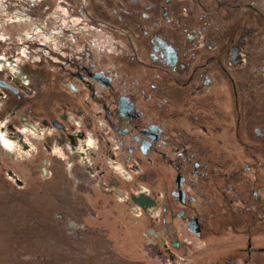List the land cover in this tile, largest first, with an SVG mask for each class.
Segmentation results:
<instances>
[{
  "label": "flooded vegetation",
  "instance_id": "1",
  "mask_svg": "<svg viewBox=\"0 0 264 264\" xmlns=\"http://www.w3.org/2000/svg\"><path fill=\"white\" fill-rule=\"evenodd\" d=\"M32 124L41 177H108L124 264H264V0H0V130Z\"/></svg>",
  "mask_w": 264,
  "mask_h": 264
},
{
  "label": "rangeland",
  "instance_id": "2",
  "mask_svg": "<svg viewBox=\"0 0 264 264\" xmlns=\"http://www.w3.org/2000/svg\"><path fill=\"white\" fill-rule=\"evenodd\" d=\"M31 143L39 152L36 159L27 160L33 163L31 170L21 166L26 160L14 162L0 154V264H124L123 253L140 254L138 230L122 228L131 223L127 207L113 203L105 208L98 179L108 177L97 178L94 167L76 168L69 178L61 161L51 158L52 176L44 179L39 167L47 156L41 141ZM8 169L21 176L24 186L5 176ZM28 173L34 177H25Z\"/></svg>",
  "mask_w": 264,
  "mask_h": 264
},
{
  "label": "built area",
  "instance_id": "3",
  "mask_svg": "<svg viewBox=\"0 0 264 264\" xmlns=\"http://www.w3.org/2000/svg\"><path fill=\"white\" fill-rule=\"evenodd\" d=\"M6 124H2L4 126ZM76 128L78 124L75 122ZM78 130V129H77ZM15 137L7 132H1L0 130V145L2 148L8 151H14L18 158L28 157L35 148L33 147L31 140L41 141L44 139L45 133L49 134L48 129H45L37 124L21 125L14 128ZM94 147V140L86 134L85 139L80 140L75 145L67 144L66 153H63L59 147L54 148V153L62 157L64 160H68L70 157H76L78 162L88 163V151ZM67 154V155H66Z\"/></svg>",
  "mask_w": 264,
  "mask_h": 264
},
{
  "label": "crops",
  "instance_id": "4",
  "mask_svg": "<svg viewBox=\"0 0 264 264\" xmlns=\"http://www.w3.org/2000/svg\"><path fill=\"white\" fill-rule=\"evenodd\" d=\"M27 162H28V161H27ZM59 162H60V161H58V164H59ZM29 164L32 165L33 163H32V162H30V163L28 162V163H25V164H21V166L23 167V169L26 168L25 166H27V168H29V169L31 170L32 168L30 167ZM60 164H62V163L60 162ZM21 166H20V167H21ZM60 166H62V165H60ZM32 167H33V165H32ZM19 170H20V169H19ZM33 174H34V173H28V174H26V175H24V176H25V177H27V176L32 177ZM64 175H65V174H64ZM33 177H34V176H33ZM20 178H21V176H20Z\"/></svg>",
  "mask_w": 264,
  "mask_h": 264
}]
</instances>
